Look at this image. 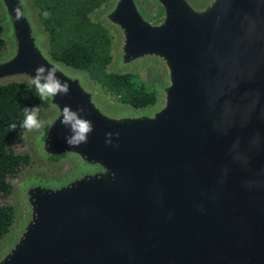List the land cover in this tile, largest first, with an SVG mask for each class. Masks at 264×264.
<instances>
[{
  "label": "water",
  "instance_id": "1",
  "mask_svg": "<svg viewBox=\"0 0 264 264\" xmlns=\"http://www.w3.org/2000/svg\"><path fill=\"white\" fill-rule=\"evenodd\" d=\"M149 1L91 15L108 74H163L134 108L53 57L33 0H0V87L39 97L40 65L69 84L23 134L33 166L13 182L0 264H264V0ZM64 106L92 122L87 143L65 142Z\"/></svg>",
  "mask_w": 264,
  "mask_h": 264
},
{
  "label": "trees",
  "instance_id": "2",
  "mask_svg": "<svg viewBox=\"0 0 264 264\" xmlns=\"http://www.w3.org/2000/svg\"><path fill=\"white\" fill-rule=\"evenodd\" d=\"M98 34L102 43L99 49L88 44L70 42L66 48L51 54L70 67L87 71L106 93L117 97L120 104H128L134 108L154 105L155 89L142 82L138 75H114L106 72V66L110 62V55L106 50L109 37L103 29ZM6 48L5 41L0 37V56L5 54ZM41 102L25 84L11 83L0 87V241L9 232L15 218L11 198L13 182L23 171L33 166L23 139V134L28 131L21 127L23 108L39 107L40 119L43 113ZM11 124L16 125L15 130L9 129Z\"/></svg>",
  "mask_w": 264,
  "mask_h": 264
},
{
  "label": "rangeland",
  "instance_id": "3",
  "mask_svg": "<svg viewBox=\"0 0 264 264\" xmlns=\"http://www.w3.org/2000/svg\"><path fill=\"white\" fill-rule=\"evenodd\" d=\"M108 1L109 0H33L34 6L39 10V21L42 27L51 36V41L49 43L50 52L57 53L66 48L70 42L88 44L99 49L102 43L98 33H100V29H105L94 23L91 19V15L99 8L105 6ZM142 2L148 8H151L149 0H142ZM45 12L49 13L47 18L44 16ZM106 33L109 37V45L106 47V50H108L110 55L111 38L107 31ZM152 69L158 73H155ZM137 75L142 82L147 83L154 89L158 83L163 81L162 72L155 67H148ZM102 90L106 99L114 103H119L117 97H114L110 93H106L103 88Z\"/></svg>",
  "mask_w": 264,
  "mask_h": 264
},
{
  "label": "clouds",
  "instance_id": "4",
  "mask_svg": "<svg viewBox=\"0 0 264 264\" xmlns=\"http://www.w3.org/2000/svg\"><path fill=\"white\" fill-rule=\"evenodd\" d=\"M15 17L19 20L23 12L20 8L14 9ZM49 13L45 12L44 16L47 18ZM47 72V75H45ZM31 83L35 86L41 100H47L56 96H64L69 93V84L62 82L56 76V70L54 68H46L44 65L38 66L34 70V76L31 79ZM83 109L78 108L73 111L70 106H64L61 112V123L68 126L71 130V136L65 137V142L68 145H81L87 143L88 135L93 131V125L90 120L84 119L80 116ZM24 119L21 127L28 130H39L43 127L42 122L38 119L39 107H33L31 109L23 108ZM16 125L11 124L10 130H15ZM106 137H111L112 133H105ZM106 144L111 145V139H106Z\"/></svg>",
  "mask_w": 264,
  "mask_h": 264
}]
</instances>
